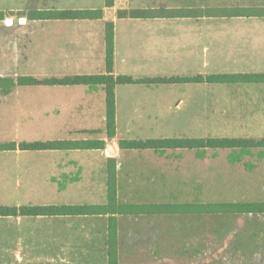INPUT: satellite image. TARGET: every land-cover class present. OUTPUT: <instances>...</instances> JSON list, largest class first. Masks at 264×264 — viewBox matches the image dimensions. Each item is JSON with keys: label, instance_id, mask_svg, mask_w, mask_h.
<instances>
[{"label": "crops", "instance_id": "crops-1", "mask_svg": "<svg viewBox=\"0 0 264 264\" xmlns=\"http://www.w3.org/2000/svg\"><path fill=\"white\" fill-rule=\"evenodd\" d=\"M133 1L138 0H114V7L107 8L105 0H0V12L4 14V18L0 20V77L14 80L21 77H16L17 73L11 70V66L15 68L16 61L12 51L15 53L20 46L27 51L34 49V42L40 34L36 32L38 26L43 27L42 39L51 42L49 52H62L68 59L73 55L77 57L75 62L97 68L94 71L87 68L88 71L71 76L105 74L106 24L110 22L114 23L115 77L169 80L240 74L215 72L220 68L218 60L215 59L213 63H203L205 70L210 69L213 72L210 76H188V61L191 60L188 58L195 56L196 48L200 46L207 55L212 52V57L216 58L233 54L236 50H249L251 44L258 41L256 35L250 31L257 30L253 26L264 21V16L224 14V11L234 9L259 8L252 5L250 0H243L244 3L239 2L242 0H203L197 6H188L179 0L180 3L171 1L163 7L156 2L135 5ZM131 9H197L210 13L147 19L117 17L119 10ZM86 10H102L103 18L31 21L27 17L31 12ZM29 25L33 26L31 30L34 34L23 38L20 34ZM28 39L30 42H27ZM166 67L171 70L169 77L161 75ZM69 73L73 72L68 71L57 79L68 77ZM198 84L201 87L210 85L207 86L208 89H214L217 93L206 96L207 101L202 103L217 105L222 104V88L264 86L206 82L119 85L115 90L114 138L107 135L104 86H16L8 92L0 88V137H11L12 131H16L14 123L18 111L24 113L31 110L33 116L39 117L43 122L51 121L55 126L54 129L44 128L50 132L46 135V143L99 141L104 144L103 148L87 150L24 151L19 147L21 144H16L14 139H4L0 146L15 144L17 147L0 150V207H106L109 202L111 175L115 177L116 205L120 207L188 205L160 203L162 195L159 188L170 177L168 170L171 163L174 165L171 169L180 170L184 167L188 173V159L183 162L178 157V153H188V149L128 150L121 149L119 143L158 140L151 137L154 135L150 133H160L182 126L173 122H188V88L193 89ZM21 89H26L24 97H18L22 93ZM12 124L14 127L11 130ZM209 150L223 151H201L204 153ZM167 152L174 154L171 163L167 158L162 159V153ZM179 170L174 176H179ZM148 185L152 187L144 189ZM134 186L137 188L133 189ZM237 215L239 214H188V211H170L167 214L134 213L132 210L123 209L117 210L115 214L108 212L100 215L0 216V264H110L111 217L117 223L118 264L168 263L164 262L169 260L166 256L158 255V258L156 253L147 251L150 248H167L170 244L166 240L170 232L165 225L162 227V222L173 221L176 224L179 221L181 225L177 227L185 225L187 228L188 216ZM174 231L178 232V229ZM151 232L154 234L149 239L148 234Z\"/></svg>", "mask_w": 264, "mask_h": 264}, {"label": "rangeland", "instance_id": "rangeland-1", "mask_svg": "<svg viewBox=\"0 0 264 264\" xmlns=\"http://www.w3.org/2000/svg\"><path fill=\"white\" fill-rule=\"evenodd\" d=\"M171 1L180 3L179 0H138L133 2L135 5L140 3L155 4L156 2L163 7L165 3ZM202 1L181 0L188 6L201 5ZM239 2L244 3L243 0ZM250 2L259 7L256 9L264 10V0H250ZM172 12L178 11L172 10ZM253 27H256L257 30L250 32L256 35L258 41L256 44H251L252 47L249 50H236L233 54L229 53L222 58H216L212 57V52L207 55L201 46L196 48L195 56L188 58L191 59L188 61V76L199 74L210 76L213 72L210 69L205 70L203 63L204 61L213 63L215 59L218 60L220 67L218 71H215L217 73L264 72V21H260ZM32 28L33 26L29 25L27 29H23L20 35L23 38L30 37L34 34ZM42 28L36 27V32L40 34L36 37L34 49L31 48L27 51L20 46L17 47L15 53L12 51L16 61L15 68L11 66V70L17 73L16 77L61 78L68 71L73 72L69 73L71 76L80 72L84 73L88 71L87 68H91L75 62L77 57L73 55L68 59L63 56L62 52H49L51 42L42 39L41 36L44 34L41 31ZM27 42H30L29 39ZM122 68L123 66L120 67V69ZM91 69L94 71L97 68L95 66ZM170 71V68L166 67L161 75L169 77ZM201 86L198 84L193 89L188 88V122H173L181 124L183 127H175L160 133H150L154 135L151 137L155 139L164 137L170 139H174V137L231 138L257 141L264 139V86L222 88L221 97L219 96L222 100L220 105L203 104L202 102L207 101L206 96L217 95V93L214 89L212 91L210 88L208 89L207 86L210 87V85ZM21 90L22 93L18 97L25 96L26 89ZM18 107H20L19 104ZM15 120L16 131H12L11 137H0V142L4 139H14L16 144L46 143L48 139L46 135L50 132L44 128L52 127L54 129L55 127L51 121L43 122V120H39V117L33 116L31 110L24 113L18 111ZM14 124L11 125V130ZM0 128H2L1 124ZM202 152L201 150H188V153H178L179 159L183 162L188 159V173L184 167L180 170L171 169L174 154L162 153V159L167 158L171 167L168 170L170 177L165 180V184L162 183L163 185L159 186L162 195L160 203L264 202V149ZM108 154H110L109 151ZM175 158L177 159V157ZM183 162L179 163L183 165ZM178 170L179 176H174ZM138 187H143V185H138ZM151 187V185L144 186V189ZM135 188L137 186L133 187V189ZM123 195L127 196L125 193ZM178 222L176 221V224L173 221L161 223L162 227L165 225L170 232L169 237H166L170 246L147 250L148 253H156L157 257L159 255L169 258L164 261L168 263L161 264H264V214L188 216V229L185 225L177 227V225H181ZM174 229H178V232ZM153 234L152 232L148 234L149 239L153 237ZM156 238L154 239L157 240ZM161 240L163 241V237ZM174 258H176L175 261Z\"/></svg>", "mask_w": 264, "mask_h": 264}, {"label": "trees", "instance_id": "trees-1", "mask_svg": "<svg viewBox=\"0 0 264 264\" xmlns=\"http://www.w3.org/2000/svg\"><path fill=\"white\" fill-rule=\"evenodd\" d=\"M106 7H114V0H105ZM202 10H184L172 12L170 10L154 9H131L119 10L117 17L119 19H147L155 17H170L174 15L196 16L199 14H209ZM226 16H264V10H246L234 9L224 11ZM29 20H93L102 19V10L92 11H49V12H31L27 14ZM4 14L0 12V20ZM114 23L106 24V73L100 75H79L68 76L62 79L48 78L37 79L34 77H18L16 80L1 78L0 88L4 92L10 91L16 86H104L106 91V119L107 135L114 138L116 135V95L115 90L119 85H131L140 83L156 82H180V83H203L208 84H264V73L261 74H235L218 75L203 78H177L171 80H135L132 77L113 75L114 64ZM121 149L128 150H176L188 149L200 151L203 149H223V150H251L255 148L264 149V139L257 141L251 139H158L147 141H121ZM5 147L16 148L15 144L9 146H0V150ZM24 151H42V150H62V149H94L103 148V142L99 141H54L47 143H23L19 145ZM109 181V202L106 207L89 206H65V207H0V216H58V215H100L117 210H123L124 207L116 205V186L114 175L110 176ZM124 209L132 210L134 213H160L167 214L173 212H187L188 214H264V202L257 203H212V204H188L182 206L157 205V206H127ZM109 257L110 264H118V230L116 219L110 218L109 225Z\"/></svg>", "mask_w": 264, "mask_h": 264}]
</instances>
